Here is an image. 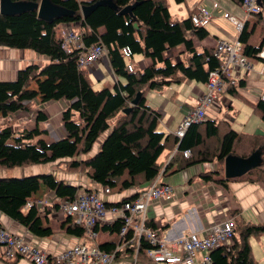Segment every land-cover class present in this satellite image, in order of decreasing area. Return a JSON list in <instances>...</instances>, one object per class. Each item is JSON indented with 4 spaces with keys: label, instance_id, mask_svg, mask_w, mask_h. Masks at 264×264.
Segmentation results:
<instances>
[{
    "label": "trees",
    "instance_id": "1",
    "mask_svg": "<svg viewBox=\"0 0 264 264\" xmlns=\"http://www.w3.org/2000/svg\"><path fill=\"white\" fill-rule=\"evenodd\" d=\"M10 1L38 4L40 0ZM96 1L48 0L68 12L50 22L38 18L36 10L10 16L0 14V47L27 50L47 59L41 65L24 66L16 72L13 80L0 81V170L57 162V167L62 165L65 173L81 175L101 190L108 188L111 194L119 195L131 190L118 203L106 204L119 206L133 201L143 190L145 180L158 172L157 165L150 163L146 153L162 148L167 154L173 153L162 174L173 175L195 165L215 164L214 170L200 173L198 178L223 190L231 180L264 185V135L236 134L226 122L206 119L190 125L181 138L164 136L156 130L159 113L145 103L147 92H161L171 84L189 81L205 85L208 73L220 66L221 59L214 54L213 48L197 51L193 44V39L201 41L208 36L205 28L193 27L190 22V16L196 9L179 21L169 14L168 2L179 5L184 0H110L116 11L102 5L82 18L81 6ZM227 1L239 8L243 0ZM256 3L259 13L250 16L252 21H244L235 39L240 43V54L246 60L264 63L260 58L264 51V35L260 34L252 41L256 27L264 25V0H256ZM59 25H70L72 31L79 35V48L63 51L62 37L56 33ZM260 31L264 28L261 27ZM98 45L104 48L114 79L123 80V84L115 82L111 90H93L87 71L85 73L77 67L78 57ZM179 46V60L172 62L165 54ZM134 55H140L147 61L140 70H128L125 65V60ZM242 86V81H236L223 93L235 96L236 89ZM136 97V103L132 104ZM60 100L67 103L60 114L62 138L32 142L39 135L47 134L46 130L37 127V123L47 119L39 111L33 128L21 129L18 133L13 131L9 118L18 112L28 111L34 101L49 103ZM247 104L264 123V103L259 99ZM73 114L77 115L78 121L72 120ZM96 142L97 151L88 157ZM185 150L190 152L188 158L182 156ZM252 153L259 157L255 168L238 178H223L226 157L245 159ZM40 187L46 195L59 202L72 201L80 190V187L57 180L50 173L0 178V213L23 226L32 236L47 238L52 235V229L46 213L41 216L34 207L23 208ZM84 192L89 190L84 189ZM54 204L56 208L57 204ZM226 217L233 223L232 238L227 245L210 251L211 264H256L248 241L264 234V222H246L238 210L229 211ZM145 225L159 237L160 230L152 221L146 220ZM121 226V219L96 225L93 230L105 234L107 239L93 245L106 253L112 252L120 241L117 234ZM60 228L70 236L87 238L72 216L65 217ZM150 247L141 236L137 245L135 241L126 243L116 254L115 261L152 263L146 257V250Z\"/></svg>",
    "mask_w": 264,
    "mask_h": 264
},
{
    "label": "crops",
    "instance_id": "2",
    "mask_svg": "<svg viewBox=\"0 0 264 264\" xmlns=\"http://www.w3.org/2000/svg\"><path fill=\"white\" fill-rule=\"evenodd\" d=\"M77 1L91 2L93 0ZM212 1L213 0H184V3L179 5H175L169 1L168 12L172 17L181 21L186 19L193 9L199 7L211 9ZM215 1L219 3L220 10L212 11V18L208 24L209 26L203 27L208 35L211 34L213 37L209 40L210 43L201 45L200 50L202 48L212 49L217 40L231 42L236 38V34L233 32V26L226 19H223L222 12H227L230 15L241 18L242 14L240 9L227 0ZM246 20L252 21L249 17H247ZM63 26L66 25L58 26V31L60 33ZM195 41L196 40L193 39V44H195ZM252 41H255L253 36ZM180 51H178L174 57L176 62L179 60ZM167 52V57L172 56V53H170L171 50ZM129 60L132 64L128 66L125 62V65L132 71H134V69L140 70L147 64V61L140 55L135 57L132 56ZM46 62V58L37 56L27 50L0 47V81L13 80L16 72L24 66L30 64L41 65ZM247 63L250 67L248 71L239 70L236 73L238 76L236 81H242L243 86L236 89L235 96H231L227 93H220L218 96H215L216 100L205 111V120L224 121L236 134L263 136L264 123L252 113L247 102L254 103L260 99V96H264V63L259 60H247ZM86 71L89 78L93 77L97 81L103 80V77L105 78V75H108L110 81H113V84L115 82L123 84L122 79L118 78L115 80L112 76L105 55L95 62L92 67L90 66V68H87ZM94 79L91 80L94 81ZM204 93V85L189 81H184L180 84H171L165 87L161 92H147L145 94L146 105L150 109L157 111L160 115L156 130L164 136L172 135L182 119L196 108L198 98ZM66 107L67 103L64 102L60 105H50V112H56L58 119L57 126L50 125V129H48L50 133H52V136L45 124L46 133L51 140H58L64 136L59 118L61 112ZM47 108L48 107H44L43 111H46ZM46 121H44V123H51L49 118ZM172 154V152L167 154V151L162 148L154 153H146L150 163L157 165L158 172L146 179L142 187L145 188L151 179L161 175L160 180L172 188V195L169 201H151L146 210V220L152 221L156 229L160 230L159 239L168 241L186 234L187 232L199 231L200 229L223 221L227 218V213L231 210H238L240 217L246 222L253 224L264 222V185L231 180L226 183V190H223L211 182H204L198 178L200 173L214 170L216 168L215 164H209V167L204 164L195 165L173 175L167 173L162 174ZM54 165L55 164L52 163L50 166ZM54 170L55 171H52L55 173L59 172L57 180L75 187H80L81 191L87 189L89 192L86 193L97 194L107 205L118 203L122 197L131 193V190H128L125 191V194L121 193L116 195L109 192L105 195L101 193V189L98 185H95L87 178L76 174H67L63 170V167L61 169L55 168ZM52 171L48 172L54 176ZM19 173V171H16L13 172L12 175L14 177H20L18 176ZM36 173H40L38 172V168L29 166L23 170L22 175L31 176ZM37 193H42V196ZM35 194H37L38 197L35 198ZM45 195L46 192L40 187L36 193L30 196L29 200L32 202H47V206L40 207L37 205L34 208L38 210V214L41 216L46 213L47 221L52 229V235L47 238L34 237L23 226L2 213H0V227L9 234L21 238L23 242L49 257L50 264H56L52 259L61 254L70 245L76 243L93 245V243H101L107 239L105 234L100 233L93 239L94 241L88 238H76L66 234L65 231L60 228V224L64 221L65 216L59 209L49 208L50 205L53 207L55 205L54 203L58 205L60 202L53 196ZM259 237V243L255 238L250 239L251 254L258 264H264V234ZM254 251H256V253H254ZM199 260V256H196L195 262L197 263ZM126 262L128 261L116 260L112 264H127ZM0 264L31 263L20 257L5 260L0 254ZM136 264L152 263L138 261Z\"/></svg>",
    "mask_w": 264,
    "mask_h": 264
},
{
    "label": "built area",
    "instance_id": "3",
    "mask_svg": "<svg viewBox=\"0 0 264 264\" xmlns=\"http://www.w3.org/2000/svg\"><path fill=\"white\" fill-rule=\"evenodd\" d=\"M242 18L222 12L223 19H226L232 26L234 33L242 30L243 23L247 17L257 14L260 11L256 0H243L239 6ZM220 10V5L215 0L211 3V9L199 7L191 14L190 22L193 27L203 28L207 26L212 18V11ZM61 48L68 52L70 48L80 47L79 35L72 31L70 25L61 29ZM214 54L221 59L220 66L207 75L205 93L198 98L196 108L187 114L178 124L173 136L181 138L185 130L192 124L205 120L206 109L216 100L215 93H223L226 87L236 83L239 70L250 69L247 60L240 54V43L237 39L231 42L217 40L214 47ZM127 55V53H125ZM105 55L104 48L100 45L87 49L78 57L77 67L87 69ZM260 58L264 59V51ZM127 69L130 68L127 66ZM264 103V96H260ZM184 158L190 156L189 150L182 152ZM158 175L150 180L141 193L133 200L124 202L119 206H106V204L94 193H86L78 190L70 202H60L57 205L65 217H74V223L80 227L88 239H95L98 235L93 229L96 225L110 224L115 219H121L122 226L117 236L120 241L113 248L112 252L106 253L99 250L95 245L76 243L68 246L61 254L52 260L56 264H112L115 262L116 254L126 243L135 241L138 244L141 236H144L151 246L146 250L147 259L153 264H211L209 253L212 249L225 246L232 238L233 223L231 219H224L216 224L200 229L199 231L187 232L172 240L159 239L155 233L146 228V210L151 201H169L172 195V188L162 182ZM102 194H108V188L100 190ZM47 206V202L27 201L24 209ZM50 209L54 208L51 205ZM48 208V209H49ZM0 254L5 260L20 257L31 264H50V258L29 246L21 238L9 234L0 227ZM199 256V262H195Z\"/></svg>",
    "mask_w": 264,
    "mask_h": 264
},
{
    "label": "rangeland",
    "instance_id": "4",
    "mask_svg": "<svg viewBox=\"0 0 264 264\" xmlns=\"http://www.w3.org/2000/svg\"><path fill=\"white\" fill-rule=\"evenodd\" d=\"M242 18V17H241ZM240 18V19H241ZM249 18H251L250 16H249ZM209 26V25H208ZM264 28V25H260L259 27L257 26L256 27V29H255V31H254V33H253V38H257L258 37V35H260V34H262V35H264V31H260V28ZM228 30L230 31V28L228 27ZM56 33L58 34V35H60L61 36V33L59 32V31H56ZM212 37H213V35H211V34H209L204 40H201L200 42H197V41H195V46H196V50L197 51H199L200 50V47H201V45H206V44H208V43H210V39H212ZM171 50V52L170 53H172L171 55L172 56H170L169 58L171 59V61L172 62H176L175 61V59H174V57L176 56V54L178 53V51H180L181 50V47L179 46V47H175V48H172V49H170ZM169 50V51H170ZM168 52H166V54H165V56H168V54H167ZM135 56H137V55H134L133 57H135ZM125 62L127 63V65L129 66V64H132L131 62H130V60L129 59H126L125 60ZM92 67V66H91ZM90 68V67H89ZM83 70V72H85L86 73V69H82ZM134 71H136V69H134ZM91 79H94L93 77H90L89 78V76H88V80H90V85H91V88L93 89V90H100V89H102V88H105V87H108L110 90L112 89V85H113V81H110V78H109V76L108 75H105V78L103 77V80H99V81H97V80H95L94 79V81L93 80H91ZM97 81V82H96ZM32 88H33V86H32ZM215 96H218L219 94H214ZM61 103H63V101L62 100H60V101H57V102H49V103H38L37 101H34L32 104H31V107H30V109L28 110V111H23V113H16L15 115H13V117L12 118H9V120L12 122V124H11V127L13 128V131H15V132H19V130H21V129H30V128H33L34 126H35V123H34V120H35V115H36V112H42L43 114H45L46 115V117H47V119L46 120H48V118H49V120H51V123L49 122V124H47L46 122L44 123V122H39V123H37V127L39 128V129H44V130H46L45 129V124H46V126H47V130L48 129H50V125L51 126H57V123H58V119H57V113L55 112V113H51L50 112V105H52V104H56V105H60ZM46 105H48V106H46ZM44 107H48L47 108V110L46 111H43V108ZM74 116H73V118H72V120L74 121V122H76V121H78V117H77V115L76 114H73ZM60 119V118H59ZM0 122L2 123V120L0 119ZM111 123H112V121H111ZM49 131V133H50V130H48ZM51 134V136H52V133H50ZM102 138V137H101ZM100 138V139H101ZM37 139H44V140H46V141H53V140H51L50 139V137H49V135H47V134H44V135H39L38 137H36V138H34L33 140H32V142H35ZM97 145H98V142H96L93 146H92V148H91V150L89 151V153H88V157H90V156H92L93 154H95V152L97 151ZM52 163H48V164H39V165H32V166H30V167H37L38 168V172H40V173H36L35 175H40V174H49V172H51L52 170L53 171H55L54 169L55 168H59V169H61L63 166L61 165V166H59V167H57L58 165V163H56V162H54L53 164H55L54 166H50ZM204 165H207V167H209V164H204ZM29 166H25V167H16V168H13V169H8V170H0V178H23V177H29V175L28 176H24V175H22V173H23V170L24 169H26V168H28ZM54 167V168H53ZM45 170V171H44ZM64 170V169H63ZM16 171H19L20 173L18 174V176H20V177H14L13 175H12V173L13 172H16ZM49 171V172H48ZM52 171V172H53ZM45 172V173H44ZM54 173V177L57 179L58 178V176H59V172H53ZM70 174V173H69ZM35 175H31V176H35ZM71 175H74V174H71ZM79 176H81V175H79ZM83 177V176H82ZM36 193V192H35ZM37 194H41V196H42V193H37ZM37 194H35V198L36 197H38L37 196ZM122 194H125V192H123ZM46 196V195H45ZM250 239H254L253 237L252 238H250ZM250 239H249V246H250V251H251V245H250ZM255 239H257V241H258V243H259V239H260V237H255ZM97 240V239H96ZM252 253V252H251ZM254 253H256V251H254ZM252 257H253V255H252ZM253 259H254V257H253ZM254 261L256 262V260L254 259ZM130 262V261H129ZM129 262H126L127 264H129ZM256 264H258L257 262H256Z\"/></svg>",
    "mask_w": 264,
    "mask_h": 264
},
{
    "label": "water",
    "instance_id": "5",
    "mask_svg": "<svg viewBox=\"0 0 264 264\" xmlns=\"http://www.w3.org/2000/svg\"><path fill=\"white\" fill-rule=\"evenodd\" d=\"M106 5L116 11V8L110 0H97L90 5H83L80 8L82 18L86 17L88 13L93 11L96 7ZM36 10L38 18L50 22L68 14V12L58 6H54L48 0H40L38 4L32 3H12L10 0H0V14L3 16H10L19 14L24 11ZM137 97L131 102L135 104ZM259 163V157L256 153H252L245 159L228 156L223 161V178L234 179L244 175L249 170L255 168Z\"/></svg>",
    "mask_w": 264,
    "mask_h": 264
}]
</instances>
